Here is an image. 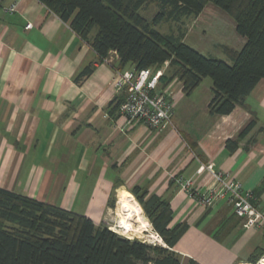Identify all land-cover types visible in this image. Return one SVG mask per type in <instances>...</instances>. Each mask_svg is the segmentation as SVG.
<instances>
[{
    "label": "crops",
    "instance_id": "obj_1",
    "mask_svg": "<svg viewBox=\"0 0 264 264\" xmlns=\"http://www.w3.org/2000/svg\"><path fill=\"white\" fill-rule=\"evenodd\" d=\"M13 6L16 10L11 12ZM28 23L33 24L31 29H26ZM239 37L244 45L245 39ZM107 59L111 62L101 60L69 23L40 0H3L0 188L103 225L115 210L121 223L127 198L135 200L145 215L132 193L140 186L149 196L171 204V225L188 224L174 248L182 255V264L189 260L252 264L256 251L264 252L263 231L245 229L225 203L200 206L181 190L176 178L194 179L195 188L203 190L205 174L197 171L214 164L264 206V79L244 105L223 116L209 112L213 91L201 100L194 96L202 84L186 94L178 79L168 85L160 82L159 89L169 93L175 113L172 126L152 130L113 111L125 96L112 83L120 58L112 52ZM89 66L93 73L78 80ZM252 119L256 127L239 139L236 151H230L227 142L237 140ZM148 223L142 231L151 229L157 235Z\"/></svg>",
    "mask_w": 264,
    "mask_h": 264
},
{
    "label": "trees",
    "instance_id": "obj_2",
    "mask_svg": "<svg viewBox=\"0 0 264 264\" xmlns=\"http://www.w3.org/2000/svg\"><path fill=\"white\" fill-rule=\"evenodd\" d=\"M64 22L69 23L87 41L101 60L116 52L118 71L134 67L137 71L165 69L160 82L175 79L191 94L204 79L213 81L209 104L211 115H230L245 104L246 98L264 79V0H40ZM153 3L162 12L150 22L141 11ZM211 3L236 24V32L245 39L241 49L224 46L231 64L209 58L184 42L186 33L168 35L155 26L165 18L184 24L199 18ZM86 67L78 80L91 75ZM124 95V94H123ZM124 97L113 107L119 112ZM257 125L252 119L237 140L227 148L234 152L238 141ZM133 195L143 207L153 229L165 243L153 245L130 239L96 225L87 216L0 188V264H182V255L174 248L188 230L187 223L173 222V209L166 200L149 196L143 187ZM111 205L114 207L112 200ZM264 252L258 250L250 263L257 264ZM188 264H198L189 260Z\"/></svg>",
    "mask_w": 264,
    "mask_h": 264
},
{
    "label": "built area",
    "instance_id": "obj_3",
    "mask_svg": "<svg viewBox=\"0 0 264 264\" xmlns=\"http://www.w3.org/2000/svg\"><path fill=\"white\" fill-rule=\"evenodd\" d=\"M1 8L3 0H0ZM9 10L14 12L16 6ZM32 27L31 23L26 25V29ZM105 60L111 62L107 58ZM162 75V69L137 71L133 68L115 72L113 86L117 93H123L125 96L119 113L128 122H140L152 130H165L172 125L175 107L169 93L158 89ZM204 174L206 180L203 190L195 188L194 179L178 176L176 182L181 190L187 192L200 206L215 208L220 203H225L243 220L245 229L261 230L264 233V206L256 201L252 192L246 190L241 182L233 179L230 173L218 171L214 164L202 165L197 175ZM157 236L160 237L158 233ZM147 243L158 245L156 242ZM262 260L264 258L257 264Z\"/></svg>",
    "mask_w": 264,
    "mask_h": 264
},
{
    "label": "rangeland",
    "instance_id": "obj_4",
    "mask_svg": "<svg viewBox=\"0 0 264 264\" xmlns=\"http://www.w3.org/2000/svg\"><path fill=\"white\" fill-rule=\"evenodd\" d=\"M206 8L207 9L205 10V12L197 19L195 18L185 19L183 20L185 23L182 24L176 22V20H169L165 18L163 21L159 22L155 26V28L163 34L176 35V36H179L180 31L184 30V32L186 33L184 42L187 43L189 46H191L193 49L202 53L206 57L221 59L231 64V60L226 55L223 47L228 46L230 48L239 50L243 46V41L238 36L237 32H235L234 30V23L232 21V18H230L221 9H219L218 7H216L211 3H209ZM161 12L162 10L160 5L157 3H153L147 8L143 9L141 11V14L144 17H146L150 22H154L158 18ZM162 70L163 73H165L166 70L168 71L169 70L168 65H165V69ZM212 87H213V81L211 78L208 77L204 79L202 85L197 89L196 93H194V96L197 97L198 95L199 99L201 100L208 93L211 94ZM179 114L180 113L177 110L176 111L177 118L180 116ZM118 219H119V223H118ZM118 219L115 210L113 216L108 217V220L106 221V225L109 226L111 230L116 231L118 234L125 236L127 238L130 239L140 238L139 240L143 239L144 242L145 241L156 242L158 245L161 244L162 246H165L164 245L165 243L164 244L160 243L158 239L154 238L157 235L150 232L151 229H145L142 231V233H131L130 231H124L120 227V218L118 217ZM148 221L150 222L149 219ZM152 231L155 232L153 227H152Z\"/></svg>",
    "mask_w": 264,
    "mask_h": 264
},
{
    "label": "bare ground",
    "instance_id": "obj_5",
    "mask_svg": "<svg viewBox=\"0 0 264 264\" xmlns=\"http://www.w3.org/2000/svg\"><path fill=\"white\" fill-rule=\"evenodd\" d=\"M121 213L122 219L120 224L124 231L139 233L145 226H147V224H149L139 204L131 198H127L123 202ZM134 224L135 227H133ZM158 241L163 243L160 237H158ZM259 264H264V260H262Z\"/></svg>",
    "mask_w": 264,
    "mask_h": 264
},
{
    "label": "clouds",
    "instance_id": "obj_6",
    "mask_svg": "<svg viewBox=\"0 0 264 264\" xmlns=\"http://www.w3.org/2000/svg\"><path fill=\"white\" fill-rule=\"evenodd\" d=\"M116 232V231H115Z\"/></svg>",
    "mask_w": 264,
    "mask_h": 264
}]
</instances>
